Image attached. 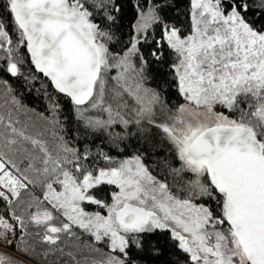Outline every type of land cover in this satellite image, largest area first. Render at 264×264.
Wrapping results in <instances>:
<instances>
[{"label":"snow or ice","instance_id":"obj_1","mask_svg":"<svg viewBox=\"0 0 264 264\" xmlns=\"http://www.w3.org/2000/svg\"><path fill=\"white\" fill-rule=\"evenodd\" d=\"M122 7L0 4V264H264V0Z\"/></svg>","mask_w":264,"mask_h":264},{"label":"trees","instance_id":"obj_2","mask_svg":"<svg viewBox=\"0 0 264 264\" xmlns=\"http://www.w3.org/2000/svg\"><path fill=\"white\" fill-rule=\"evenodd\" d=\"M122 3V11L120 14L121 25L120 28L126 37L128 35L129 26L133 20L134 10L132 8V3L134 0H120ZM171 7H168L164 11V15L166 19L177 23L179 26L186 27L188 24V9L190 7V0H170ZM3 3V0H0V4ZM10 19V17H6ZM153 72L156 75V83L161 85L164 84L165 81L168 80V75L166 68L164 66L157 67L155 64L153 65ZM15 84L16 82L13 81ZM39 87V82H37V88ZM168 93L171 97H173V103L178 97H175V92L173 89H168ZM20 98L22 99L23 103L30 108H34L37 111H43L45 105L47 103L46 99L42 95L41 92H37L35 88L31 91H27L25 89H19ZM70 122V117H69ZM135 142V141H133ZM107 150V148L105 149ZM155 159V157H153ZM159 243L158 246L164 250V254L162 257L159 258L162 264H166L168 261H173L174 264L179 257L181 260L183 259V255L179 253L175 248L170 245V242L167 241L166 237H158ZM7 251V249H4ZM146 259L151 260V257H146Z\"/></svg>","mask_w":264,"mask_h":264}]
</instances>
